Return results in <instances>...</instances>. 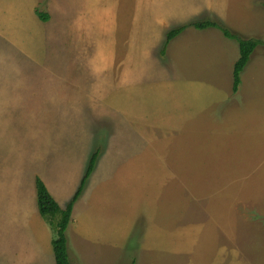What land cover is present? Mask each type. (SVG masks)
I'll use <instances>...</instances> for the list:
<instances>
[{"label": "rangeland", "instance_id": "374dc122", "mask_svg": "<svg viewBox=\"0 0 264 264\" xmlns=\"http://www.w3.org/2000/svg\"><path fill=\"white\" fill-rule=\"evenodd\" d=\"M108 1L122 42L147 9L126 96L137 123L106 99L125 60L104 69L103 12L54 0L37 23L49 0H0V264H55L34 179L65 207L96 150L69 264H264V0ZM204 20L260 42L235 93L238 45L220 30L189 26L161 53L170 28Z\"/></svg>", "mask_w": 264, "mask_h": 264}, {"label": "trees", "instance_id": "16d2710c", "mask_svg": "<svg viewBox=\"0 0 264 264\" xmlns=\"http://www.w3.org/2000/svg\"><path fill=\"white\" fill-rule=\"evenodd\" d=\"M36 15L43 22L48 20V15L43 12L36 11ZM193 27L196 30H204L208 28H215L222 32L223 36L227 39L234 40L238 45L239 56L232 69V87L233 93L237 92L238 87L241 83V73L248 64L252 53L254 52L257 45L260 43L258 40L252 39H242L237 35L232 34L225 27L216 23L212 20L195 21L190 24H184L176 28L170 29L166 33L163 49L161 53L164 52L166 46L169 42L180 35L187 27ZM98 156V150L94 151L91 155L85 173L80 181L79 187L74 193L73 197L66 204L64 208L60 207L57 202L50 195L48 189L46 188L44 182L36 177L34 179V188L36 194V207L40 217L46 222L52 231L53 238L51 240V247L53 251L55 264H69V258L67 253V238L66 230L71 220V213L74 204L79 199L84 187L85 182L92 173L96 159Z\"/></svg>", "mask_w": 264, "mask_h": 264}, {"label": "crops", "instance_id": "0c3cea01", "mask_svg": "<svg viewBox=\"0 0 264 264\" xmlns=\"http://www.w3.org/2000/svg\"><path fill=\"white\" fill-rule=\"evenodd\" d=\"M52 1H54V0H49V2L47 4V6H48L47 12L48 13L46 12V14L48 15V21H46V22L42 21V22H37V23L49 22V19L51 18L50 16H52V14H53L51 12V7L53 4ZM86 6L89 8V10L91 8H94V7L97 8L100 12H103L105 19H109L112 22L111 25L108 27V29L106 31H104L106 33L107 38L105 40L101 41L102 45L107 46V51H106L107 64L104 65V69H109V68L115 67V61L113 60V58L115 57L117 59V54L119 52H123V56L121 57V59L125 60V65H124L125 78L124 79L109 78L107 80V87L104 90L107 92L106 99H109V100L112 99V102L110 103V105L120 106L121 104H123V105L127 106L130 110V111L125 112L129 117L128 120H130L131 122H133V120H134V123H137L138 121L136 119H134L136 117H134L135 115H134V113H132L131 99L126 98V96L131 94V92L129 91L131 89V83H137L138 82L137 80L140 79V77H141L140 74L133 75L132 68H131V64H132L131 61L132 60H142L143 62L141 63V65H144L145 61L148 59V57L143 58V57L138 56L140 46H138V47L135 46V39H134V35L137 32V28L139 26V23H142V21H141L142 14H143V12H144V14L147 13V9L143 8L142 3H139V5L135 4L136 10L132 14V17L134 18V20L132 21V23H128L127 37L122 42L116 35V23L114 21V6L110 7L108 0L106 2H105V0H86ZM104 11H106V12H104ZM138 15H139V19H140L139 23H137V19H136V16H138ZM144 23H147V20H145ZM184 24H186V23H182L181 25H184ZM179 26L180 25H177V26L172 27V28H176ZM172 28H170V29H172ZM174 39H176V38H174ZM174 39H172V41ZM121 49H122V51H121ZM124 49H127L128 56L125 55ZM133 53H134V55H133ZM130 56H131V58H129ZM100 58L103 61L102 55L100 56ZM150 59H153V57L152 58L150 57ZM126 78H128V79H126ZM117 81H118V83H117ZM142 94H143V92L140 95H142ZM142 116L143 115H140L139 117H142ZM157 116H159V115H157ZM53 199H54V197H53ZM79 201H80V198L77 200V202H79ZM75 204H74L73 209H72L71 220H70L69 225L70 224L72 225V220H73L74 215L76 213L78 215L79 210H80L79 207H77L78 205L76 206ZM62 208H64V207H62ZM78 221H80V218L77 219V222ZM81 225L83 227V224H81ZM82 227L79 226L78 228H82ZM88 227H89V225L86 226V228H88ZM69 230H70V227H69ZM86 232H88L87 229H86ZM78 250L80 251V248ZM79 256L83 257V256H81V253L79 254ZM13 258H14V256H12V260H13ZM53 260H54V256H53ZM15 261H17V260H15ZM28 261H29V259H28ZM29 263H30V261H29ZM54 263H55V261H54ZM12 264H14V263L12 262ZM34 264H36V263H34Z\"/></svg>", "mask_w": 264, "mask_h": 264}]
</instances>
